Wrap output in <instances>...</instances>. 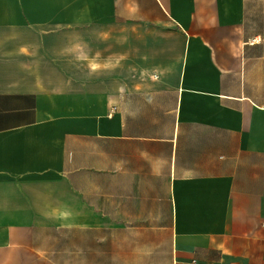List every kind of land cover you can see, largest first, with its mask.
I'll return each mask as SVG.
<instances>
[{
  "label": "crops",
  "instance_id": "obj_1",
  "mask_svg": "<svg viewBox=\"0 0 264 264\" xmlns=\"http://www.w3.org/2000/svg\"><path fill=\"white\" fill-rule=\"evenodd\" d=\"M0 264H264V0H0Z\"/></svg>",
  "mask_w": 264,
  "mask_h": 264
}]
</instances>
